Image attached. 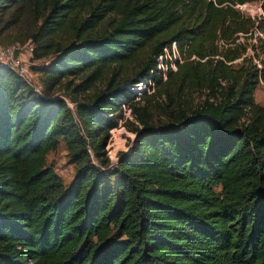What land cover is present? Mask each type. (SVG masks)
<instances>
[{"label":"trees","instance_id":"16d2710c","mask_svg":"<svg viewBox=\"0 0 264 264\" xmlns=\"http://www.w3.org/2000/svg\"><path fill=\"white\" fill-rule=\"evenodd\" d=\"M26 1L31 59L48 62L30 65L41 93L0 64V264H264V0L259 15L236 6L251 0ZM172 41L181 60L151 91L125 84ZM122 118L133 136L111 162ZM60 138L67 189L46 164Z\"/></svg>","mask_w":264,"mask_h":264},{"label":"rangeland","instance_id":"374dc122","mask_svg":"<svg viewBox=\"0 0 264 264\" xmlns=\"http://www.w3.org/2000/svg\"><path fill=\"white\" fill-rule=\"evenodd\" d=\"M237 8L244 14L250 15H259L262 14L261 8L259 7V0H251L245 1L241 4H236ZM41 22V14H34L32 12L30 5L26 0H22L15 4L12 7L5 9L4 11L0 12V40L6 38H12V41H7V43H14L18 44L25 50L28 44L31 41V34L37 28V26ZM1 42V41H0ZM2 43V42H1ZM26 54V58H27ZM145 56L144 52H140L135 59L130 61L123 67V74L124 75H132V72L138 68L139 64L141 63V58ZM30 60L28 59L27 62ZM32 80L33 81H40V74L36 71L35 66L32 67ZM139 77V76H138ZM148 77L145 74L140 76ZM138 78V79H139ZM136 79V81L138 80ZM131 80H127L125 84H131L133 86ZM32 88L33 86L30 85ZM102 82L101 80H97L94 85L87 90L88 93H92L97 89L101 88ZM43 87V86H42ZM54 94L57 96L62 95L66 97L71 103L70 107L73 105L74 101L69 93L61 86L57 87ZM194 101H198L202 97V93L195 92ZM82 94H78L76 99H81ZM253 100L259 104H264V80H260L256 85L253 91ZM123 118L130 120L134 124L136 120L127 111V108L124 110ZM119 119L117 125L110 129L109 136L107 141L104 145V152L108 156L111 162H114L119 154L126 151L129 148L133 132L127 128L125 123H122L124 119ZM159 119H163V117L158 116L156 112L153 114L152 121L157 122ZM90 155L91 158L95 161V156L93 150L90 148ZM46 164L53 165L56 172L61 176L62 181L64 183L65 189H67L70 185V182L73 178L74 173V165L72 162L69 161V155L67 152L66 144L62 138L59 139L56 148L50 150L46 155ZM219 186H216L218 189Z\"/></svg>","mask_w":264,"mask_h":264},{"label":"built area","instance_id":"2783aa9c","mask_svg":"<svg viewBox=\"0 0 264 264\" xmlns=\"http://www.w3.org/2000/svg\"><path fill=\"white\" fill-rule=\"evenodd\" d=\"M33 44L30 42L25 50L18 44L14 43H1L0 42V64H7L12 67L16 73H18L22 78H24L30 85L33 86L34 90L41 93L42 82L33 81L31 64L42 65L48 62L47 58L31 59V51ZM26 54L28 55L26 58ZM30 60L27 62V60ZM176 60L180 61L179 52L174 41L169 45L163 46L162 50L155 57V68L149 69L146 75L148 77L139 78L133 83V91L137 94H141L142 91L149 92L153 88L154 81L157 78L164 79L166 76V71L168 69H175ZM57 95V94H56ZM67 101L70 106L68 99L62 95H59ZM128 111V109H127Z\"/></svg>","mask_w":264,"mask_h":264}]
</instances>
